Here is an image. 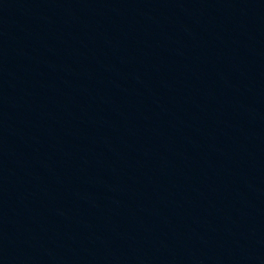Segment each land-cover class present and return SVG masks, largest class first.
Here are the masks:
<instances>
[{
    "label": "water",
    "instance_id": "obj_1",
    "mask_svg": "<svg viewBox=\"0 0 264 264\" xmlns=\"http://www.w3.org/2000/svg\"><path fill=\"white\" fill-rule=\"evenodd\" d=\"M0 264H264V0H0Z\"/></svg>",
    "mask_w": 264,
    "mask_h": 264
}]
</instances>
